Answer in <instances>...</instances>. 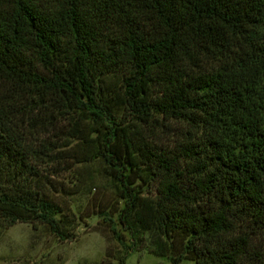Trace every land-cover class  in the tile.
Wrapping results in <instances>:
<instances>
[{
	"label": "trees",
	"instance_id": "obj_1",
	"mask_svg": "<svg viewBox=\"0 0 264 264\" xmlns=\"http://www.w3.org/2000/svg\"><path fill=\"white\" fill-rule=\"evenodd\" d=\"M95 159L157 256L264 264V0H0V219L70 238L56 177Z\"/></svg>",
	"mask_w": 264,
	"mask_h": 264
},
{
	"label": "rangeland",
	"instance_id": "obj_2",
	"mask_svg": "<svg viewBox=\"0 0 264 264\" xmlns=\"http://www.w3.org/2000/svg\"><path fill=\"white\" fill-rule=\"evenodd\" d=\"M117 83V76L107 77L105 85L113 87ZM119 113L121 124H130L129 114ZM147 125L152 126L160 145H173L178 133L176 124L160 115H150ZM74 167L79 175L64 172L56 177L73 193L54 194L67 212L74 215L75 220L70 222L71 237L59 240L44 224L8 225L0 219V264H171L167 256L156 255L161 253L163 244L156 230L142 229L134 223L126 229L118 222L122 201L102 161L95 159ZM141 194L147 200L154 198V186H145ZM177 264L194 263L181 260Z\"/></svg>",
	"mask_w": 264,
	"mask_h": 264
}]
</instances>
